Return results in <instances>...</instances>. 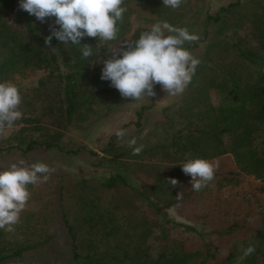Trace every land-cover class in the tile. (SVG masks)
Listing matches in <instances>:
<instances>
[{
    "label": "trees",
    "instance_id": "1",
    "mask_svg": "<svg viewBox=\"0 0 264 264\" xmlns=\"http://www.w3.org/2000/svg\"><path fill=\"white\" fill-rule=\"evenodd\" d=\"M250 2L249 13L241 10V19L235 24L237 27L247 24L248 34L244 39L234 35L222 36L220 40L211 38L206 29L215 24L221 33L223 15L238 12L243 5L241 0L230 1L213 15L205 10L201 32L197 34L199 40L184 45L191 52L198 42L207 43L205 56L181 95L180 104L166 114V123H157L152 128L150 136L140 144L142 152L135 156L142 161L153 158L174 163L171 178L189 180V184L191 176L185 175L181 168L186 160L216 159L218 167L211 181L216 186L214 190L205 187L196 192L190 184L181 199L174 195L167 201L166 210L170 208L180 213V208L184 209L189 222L184 224L168 217L156 220L160 216L159 209L147 199L145 212L140 207L124 206L119 214L116 205L113 209L101 208L97 197L95 201L80 198L81 223L87 225L89 236L85 241L79 240L63 218L69 264H257L259 261L264 264V214L259 212L258 221H253L251 214L252 208L259 205L257 194L264 193V0ZM121 6L127 11L117 24L116 39L105 42L98 37H85L81 45L93 47V55L83 58L80 45L71 42L64 45L55 38L51 48L58 51L45 45L55 17L41 23L19 8V0H0V83L29 71L48 73L30 93L21 94L23 117L16 122L40 123L38 129L42 131L39 140L25 143L22 154L36 147L58 149L62 132L73 128L77 110L86 99L102 95L106 104L122 100L110 81L101 80L102 71L97 72L93 66L96 59L100 58L101 63L106 59L108 45L129 34L130 16L137 14L133 7L147 13L152 7L153 24L167 21L175 27H186L192 33L194 15H188V10L182 13L165 7L162 0H124ZM137 39L139 37L133 38ZM212 46L218 48L213 56L207 52ZM211 97L216 99L215 104L211 103ZM142 111L143 107L136 112L138 120ZM175 114L181 121H171ZM245 176L260 181V185H250L244 192L239 184ZM151 177L152 192L156 186L164 187L163 181ZM223 184L236 188L237 197L225 198ZM99 185L102 194L118 185L125 186L126 182L121 175L114 174ZM120 208L122 210V206ZM142 211L151 218L139 217ZM178 230L189 232L191 237L174 238ZM240 230L246 233L224 255L225 238ZM50 242L51 239L12 251L0 247V264L12 261L21 264L23 253ZM250 243L254 244L255 252L241 259Z\"/></svg>",
    "mask_w": 264,
    "mask_h": 264
},
{
    "label": "rangeland",
    "instance_id": "2",
    "mask_svg": "<svg viewBox=\"0 0 264 264\" xmlns=\"http://www.w3.org/2000/svg\"><path fill=\"white\" fill-rule=\"evenodd\" d=\"M230 1L235 0H183L182 5L176 10L182 13L188 10V15H194L191 30L192 33L199 34L205 10L208 14L213 15L220 7L225 6ZM241 3L243 5L239 11L244 10L243 12L249 13L252 7L250 0H241ZM133 9L139 16L135 13L130 16L129 34L124 39L108 45L104 57L107 58L111 50L119 48L122 43L134 42V37H139L142 31L149 30L153 25L151 22L153 18L152 7L147 9L150 11L149 13L144 12L139 7H133ZM239 11L223 15V24L221 23L219 26L222 29L221 33H218L217 25L210 24L207 26L209 37L219 40L222 36L231 37V35L240 39L247 37V24L239 27L235 25L240 21L239 19L243 14ZM206 44L198 42L191 51L193 56L198 59L204 58ZM217 50L218 48L212 46L207 52L209 51V55L213 56L212 54ZM95 61L93 67L100 73L103 68L102 60L99 58ZM47 76V71L34 70L22 75H14L11 80L7 81L14 83L20 94L26 95L30 93L29 90L36 88L38 82L46 79ZM115 92L119 93L117 89ZM155 93L154 97H144L136 101L131 98H122L114 104H106L105 97L102 95L86 99L77 110L73 128L62 132L58 149L43 150L36 147L26 154L20 152L28 140L40 139L42 132L38 129L40 123L24 124L19 121L15 122L16 124L12 128L0 133V170L8 168L20 160H24L26 165L43 162L55 169L47 183L28 186L31 194L30 199L20 214L19 223L15 225V231L9 233L0 229V247L4 251L30 247L51 239V242L47 243L48 245L29 249L23 253L21 264H69L63 218L71 225L79 240L88 239V227L81 223L82 205L79 200L82 197L84 201L87 199V201H95V197H97L101 208H112L116 205L119 214L123 212L124 206H129V208L135 206L136 209L140 207L145 212L144 208L149 201L159 209L160 218L157 217L156 220L163 221L168 217L183 224L189 223L185 219L187 216L184 209L180 208V213L170 208L166 210V203L172 196L186 193L189 190L191 184H189V180H177L178 185L172 187L168 181L172 179L174 163L153 158L145 161L138 160L136 155L132 154L133 148L128 145V141L134 137L136 139L135 147H139L143 140L150 136L152 128L157 123H166V114L175 110V107L181 102L182 94L168 95L159 84ZM210 101L212 104L216 103L214 97H211ZM142 107V116L138 120L136 112ZM177 113L181 112L177 111ZM177 115L171 116L173 123L181 121ZM29 127L33 129L31 130ZM119 129L127 130L123 139H118L115 135ZM210 161L215 165L218 164L216 159ZM139 164L142 165L141 168ZM114 174L121 175L125 179L126 185H118L116 188L100 194L102 188L99 183ZM151 175L155 179L163 181L164 187L160 189L156 186L152 192L150 188ZM250 185H260V181L251 176H245L241 180L239 188L242 189L243 187L244 192H247L251 188ZM223 186L222 195L225 198L237 197L236 188L225 184ZM206 187L214 190L216 186L213 182H209ZM257 198L259 205L253 207L251 213L253 221H258L259 212L264 214V193L257 194ZM244 210L247 211V205L246 207L244 205ZM144 212H140L138 216L141 217L142 215L144 219H150L151 216L144 215ZM240 231L238 234L234 235L233 233L225 238L224 255L229 253L234 243L242 239V235L246 233ZM173 237L189 239L191 234L187 231L178 230L174 232ZM259 262L257 264H263L262 261ZM8 264H16V262L12 261Z\"/></svg>",
    "mask_w": 264,
    "mask_h": 264
},
{
    "label": "clouds",
    "instance_id": "3",
    "mask_svg": "<svg viewBox=\"0 0 264 264\" xmlns=\"http://www.w3.org/2000/svg\"><path fill=\"white\" fill-rule=\"evenodd\" d=\"M124 0H19V8L33 15L41 23L46 18L55 17L50 25V35L45 38V45L52 51L51 41L68 45H80L83 58L93 55L91 46L81 41L85 37L99 38L108 42L115 40L119 32L118 22H122L127 11L122 7ZM165 7L178 9L183 0H162ZM58 26V27H57ZM199 40V36L189 30L170 25L167 21L153 24L149 30L142 31L139 39L124 42L119 48L112 49L108 58L103 60L101 80L110 81V86L119 91L125 99L136 101L154 97L157 84L168 95L183 94L192 81L197 67L202 62L184 48L185 43ZM120 57V58H118ZM22 97L18 87L6 81L0 83V133L10 129L22 119L20 110ZM125 129L115 132L118 139L126 135ZM133 148V155H139L143 145L135 147L136 139L128 141ZM218 165L204 159H188L181 166L185 175L191 176V189L199 192L214 179ZM54 168L43 162L26 165L24 160L0 170V229L12 233L19 223L20 214L30 199L29 185L47 183ZM172 187L178 181H168ZM177 199L182 198L178 194ZM255 252L254 244L244 249L241 259Z\"/></svg>",
    "mask_w": 264,
    "mask_h": 264
}]
</instances>
